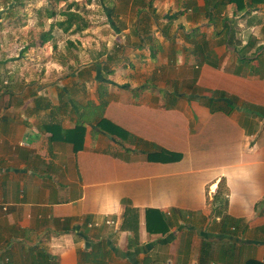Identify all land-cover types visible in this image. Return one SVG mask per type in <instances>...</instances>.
<instances>
[{"label": "crops", "instance_id": "crops-1", "mask_svg": "<svg viewBox=\"0 0 264 264\" xmlns=\"http://www.w3.org/2000/svg\"><path fill=\"white\" fill-rule=\"evenodd\" d=\"M95 4L106 59L61 78L0 27V264H264V0Z\"/></svg>", "mask_w": 264, "mask_h": 264}, {"label": "rangeland", "instance_id": "rangeland-1", "mask_svg": "<svg viewBox=\"0 0 264 264\" xmlns=\"http://www.w3.org/2000/svg\"><path fill=\"white\" fill-rule=\"evenodd\" d=\"M4 1L8 7H5L6 17L3 22H0V27L3 30L17 32L19 39L17 40L16 61L22 59V47H24L23 54L29 50L28 47L34 45L32 49L35 52L33 59L38 61L42 55L48 60L56 61L60 59V78L67 72H72V69L95 63H102L106 57L104 54H99L104 49L101 42L97 48L92 42L91 35L93 30L89 27L93 21H106L104 7L95 4L98 0H0ZM3 11V12H4ZM51 11H56L54 16H49ZM69 11H75L82 16L84 21L88 22V27L80 30L77 28L80 21L76 19L73 26L68 31H65L59 22L67 23ZM104 23V22H102ZM48 33V34H45ZM31 35V38L25 39L26 35ZM48 35L51 36L49 40L44 42ZM22 37V39H21ZM25 39V40H24ZM30 42V44H29ZM44 43V44H42ZM28 44V45H27ZM43 45V51L40 47ZM91 49V51H90ZM96 49V50H95ZM36 63V62H33ZM104 63V62H103ZM34 66V65H33ZM73 67V68H72ZM38 74L41 73L42 66H36ZM108 75V71H105ZM102 76V75H101Z\"/></svg>", "mask_w": 264, "mask_h": 264}, {"label": "trees", "instance_id": "trees-1", "mask_svg": "<svg viewBox=\"0 0 264 264\" xmlns=\"http://www.w3.org/2000/svg\"><path fill=\"white\" fill-rule=\"evenodd\" d=\"M56 14V11H51L49 13V16H54ZM69 15V19L67 21V23L64 25L65 22H59L58 24L60 26L63 27V29L65 31H68L70 29L71 26H73V22H77L75 21L76 19H80L82 20L83 24H81V21L79 23V25H77V28L80 29V30H83L85 28L88 27V22L84 21V19H82V16L75 12V11H69L68 13H66ZM45 34H48V33H45ZM51 36L48 35V38H50ZM48 38L45 39L48 40ZM207 103L212 106V109L214 108L213 105L214 104H217V100L213 97H209L207 99ZM214 110H216L214 108ZM84 132V126L83 124H79L76 126L75 128V134H82ZM155 154H158L160 157L158 159H161V160H173L176 155L174 153H165L163 151V149L159 150L158 152H155ZM166 155V156H165ZM227 193H228V188L226 187V184L224 181H222L220 184H219V188L217 190V192L215 193V195L213 196V199L211 201V205H210V208H211V212L209 214L210 218L213 220H215L216 218L220 217V222L218 223L219 226H221L222 230L224 227H231V226H236L242 222L243 220L242 219H236L230 215H228L226 213V210H227V207H228V196H227ZM146 225H147V229L154 233V232H166V230L168 229V226H169V222L164 220L163 218V213L158 210V209H154V208H149L147 209V215H146ZM224 233L226 235H229V234H237V231L236 229L234 230H223ZM207 241V239H206ZM209 246H206L204 245L202 250V254L206 253L207 252V249H210L211 245L209 244L210 241H207ZM230 242V241H229ZM227 245V243L225 244ZM230 245V244H229ZM232 249V248H231ZM229 250V248H225V252H227ZM45 255L49 256V258L51 259V255L43 252L42 253V263H39V264H44V260L45 259ZM50 264V263H49Z\"/></svg>", "mask_w": 264, "mask_h": 264}]
</instances>
